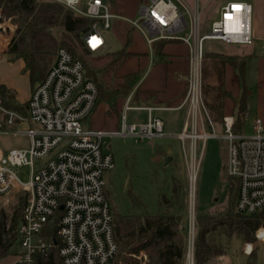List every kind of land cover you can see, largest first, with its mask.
<instances>
[{"label": "built area", "instance_id": "built-area-1", "mask_svg": "<svg viewBox=\"0 0 264 264\" xmlns=\"http://www.w3.org/2000/svg\"><path fill=\"white\" fill-rule=\"evenodd\" d=\"M46 1L62 4L91 21L81 39L93 54L105 46L103 34L115 20L139 32L149 48L159 41L185 44L188 75L183 99L177 108H184L185 119L178 133L167 134L163 121L151 115L155 108L131 107L129 96L124 111H145V122L129 123L123 114L118 132L84 128L83 122L94 111L98 89L86 77L81 61L64 47L58 48L46 76L31 91L24 111L7 109L0 99V135L27 140V145L21 148L0 150V204L14 189L25 194L16 231L21 264H36L38 257L47 256L51 245L46 240V232L53 225L61 264H108L116 256L118 248L104 179L105 173L114 168L107 142L114 136L131 137L135 141L169 137L179 140L183 147L187 142L192 154L190 180L194 175L193 183L197 142L203 148L208 139L224 140L226 174L237 180L235 210L254 215L264 209V125L255 119L253 134L247 136L234 133V118L225 116L219 134L203 99L204 45L208 41L249 45L252 42L250 4L227 1L220 7L218 18L207 25L202 19L205 0L203 6L201 0H139L134 20L115 13L111 0ZM5 23L0 7V32L5 30ZM46 159L35 168V161ZM22 167L30 168L27 182L18 177V169ZM193 237V232H189L183 264H195ZM255 237L264 243L263 227L256 231ZM132 257L139 264L147 261L142 251Z\"/></svg>", "mask_w": 264, "mask_h": 264}, {"label": "trees", "instance_id": "trees-1", "mask_svg": "<svg viewBox=\"0 0 264 264\" xmlns=\"http://www.w3.org/2000/svg\"><path fill=\"white\" fill-rule=\"evenodd\" d=\"M0 7L15 25L14 34L7 47L9 61H22V71L28 76L31 91L46 76L59 47L66 48L79 59L86 77L96 84L98 97L95 108L99 103H108L126 94L137 79L136 74L117 75L119 67L130 55L127 48L132 30L128 24L115 20L111 26L122 33L123 42L120 50L98 54L88 61L86 56L93 53L84 47L81 39V35L90 26L91 21L88 19L77 16L62 5L43 0H0ZM166 42L169 41H161V44ZM224 65L223 60L221 66L216 68L214 84L207 83L209 73L203 69L204 101L206 96L212 97L211 102L206 100L205 104L211 120L219 124L223 119V101L228 95L223 81ZM230 65H233L232 61ZM239 72L242 78L243 66L239 68ZM247 95L248 90L245 86V90L243 89L236 101V115L232 128L234 133L240 134L246 119ZM13 97V94L0 84V99L3 105L7 109L24 111L26 103H15ZM227 180L229 183L227 195L230 196L231 191L233 193L230 206L216 217L208 215L196 217L193 237L195 264H207L224 255L221 246L207 238L208 233L218 231L228 241L237 236L247 245L256 239V231L264 228V209L254 215L241 214L235 210L237 180L229 176ZM181 187L175 177L171 176V197L168 200L159 199L158 211L155 214L112 213L113 234L118 250L108 264H139L132 257L139 251L146 254L145 264H183L188 235L180 219L184 212L186 196ZM128 195L132 207L140 206L136 197L130 192ZM24 205L25 194L20 191L9 211L0 212V260L9 255V249L16 242V231ZM162 205L165 206L164 211L159 209ZM55 230L56 226L53 225L46 232V240L51 246L47 256L38 257L36 264H61Z\"/></svg>", "mask_w": 264, "mask_h": 264}, {"label": "rangeland", "instance_id": "rangeland-1", "mask_svg": "<svg viewBox=\"0 0 264 264\" xmlns=\"http://www.w3.org/2000/svg\"><path fill=\"white\" fill-rule=\"evenodd\" d=\"M115 1L116 4L114 0H111V3L117 8L116 12L119 16L130 20L137 18L139 0ZM227 1H247L251 4L252 43L249 45H225V43L218 41H208L206 46L209 45L208 48L212 46L221 51L245 47V85L249 91L247 100L249 113L240 132L250 136L253 134L252 125L258 88H261L264 81L259 66V61L264 59V40L255 38L256 36H264L261 19L257 22L255 21L256 12L258 17H260L259 14H261L262 10L264 11V2L262 0H205L206 9L203 12V22L209 25L212 20L218 18L220 7ZM260 2L262 5H260ZM200 5H204L203 0L200 1ZM64 8L66 9L65 6ZM5 19L4 27L6 28L0 32V84L4 85L13 94L15 103H23L28 99L31 88L27 74L22 71V62L20 60L9 61L7 47L14 34L15 25L6 16ZM116 21L125 24V22L120 20ZM54 33L59 37L56 31ZM103 35L106 44L102 51L116 52L122 48L123 36L121 31L112 27L104 32ZM130 38L131 42L128 50H136L141 53L149 51L144 38L139 32L134 30ZM96 55H87L86 60L89 61L95 58ZM130 89L126 94L108 103H99L94 110V114L83 122V126L91 131L118 132V121L121 115L119 104L121 106L122 100H119V104L115 108L113 102L123 99L129 94ZM110 108H112L111 111L106 113L105 110ZM115 109L119 110L116 111ZM126 116L129 123H141L146 119V113L143 111L129 110L126 111ZM107 142L113 157L114 168L104 175L107 191L105 194L112 213L120 215L157 213L159 199L165 198L163 200H168L171 197V176L175 177L179 185L182 186L181 188L183 189L181 190L186 192V196H184L185 208L180 219L188 236L189 232H193V235L195 233L194 225L197 216L208 215L216 217L230 206L233 193L231 191L230 196L227 195L229 187L226 175L227 143L224 140L208 139L204 143L203 148L201 142H197V153L195 156L197 171L193 184L190 180V175L193 173L191 169L192 154L190 152V144L187 142H185L183 147L181 142L175 138L167 139L166 137L163 140L135 141L131 137L123 138L119 136L111 137ZM25 143V139L21 137L0 135V150L21 148ZM166 157H171V160L167 165H164ZM48 159L35 161V168L44 164ZM29 173V167L18 169V177L22 182L28 181ZM19 192L18 189H14L6 196L0 204V212L9 211L15 204V198ZM129 192L139 200L140 206H131ZM159 209L164 211L165 206L162 205ZM207 238L220 245L224 250L223 256L216 257L207 264H264V243L261 241L254 239L250 242L251 244H247L251 246L249 253H247L246 243H243L237 236H233L228 241L220 232L214 231L208 233ZM142 252L145 254L144 251ZM0 264H21L17 242L9 249V255L0 260Z\"/></svg>", "mask_w": 264, "mask_h": 264}, {"label": "crops", "instance_id": "crops-1", "mask_svg": "<svg viewBox=\"0 0 264 264\" xmlns=\"http://www.w3.org/2000/svg\"><path fill=\"white\" fill-rule=\"evenodd\" d=\"M262 1L264 2V0ZM244 2L250 4L247 1ZM260 5H262L261 2ZM116 9L117 8L115 7L114 8L115 13H117ZM263 12L264 11L262 10L261 14H259L260 17H258V14L256 12L255 21L257 22L261 19L262 32L264 33ZM132 32H134V30H132ZM261 36H256L255 38L257 39L261 38L262 40H264V36L263 37ZM225 45H235V44L225 43ZM208 46L209 45L206 46L205 43L204 45L205 58H204L203 69L208 71L209 73V78L206 81L209 84H214V76L216 74L215 70L217 67L221 66V61L224 60L225 65H224L223 81H224V88L228 95L223 101V117L232 116L233 118H235L236 101L240 97L243 89L245 90V86H246L245 85V65H246L245 47L239 49H233V50L225 49L224 51H221L218 48L215 49L212 46L208 48ZM148 49L149 51L147 53H141L136 50H128L127 48V51L130 53V55L125 59V61L119 67L117 71V75L125 76V75L136 74L137 79L133 82L129 94H127L123 99H118L115 102H113V106L114 108L117 107V105L119 104L118 103L119 100H122L121 106L119 104L120 110L118 109L119 112L121 113L120 120L123 114L126 116L124 107H125V102L129 96H130L129 105L131 107L155 108L151 112V115L154 117H158L163 121L165 133L173 135L181 130L182 124L185 119L184 108L181 109H177V108L182 102L183 95L186 89V81L188 75V47L181 42L170 41V42H166L165 44H161V41H159V42H155L151 48L148 47ZM104 52L107 51L101 50L96 54L98 55ZM211 53L214 55L215 54L218 55L215 56L207 55ZM230 61H232L233 65H230ZM242 66H243V73H242V78H240L239 68ZM259 66L261 68V75L262 77H264V59L259 61ZM206 100L207 102H211L212 97L206 96ZM247 100H248V95L246 99V117H248V113H249ZM26 101H24L23 103H26ZM23 103H18V104H23ZM111 109L112 108L106 109L105 112L108 113L109 111H111ZM115 110L118 111L117 109ZM133 111H137V110H133ZM93 114L94 111L92 115ZM145 118L147 119V113ZM255 119H259L264 125V81L263 84L261 85V88H258L254 120ZM120 120L118 121V127H120ZM126 120H127V116H126ZM213 124L215 127V131L220 134L222 132L221 124L215 122H213ZM240 134L242 133L240 132ZM163 139H166V137L157 138V140H163ZM167 139L170 138L167 137ZM25 141L26 143L22 145V147L27 145V140L25 139ZM246 247H247L246 252L249 253L251 246L246 245Z\"/></svg>", "mask_w": 264, "mask_h": 264}, {"label": "water", "instance_id": "water-1", "mask_svg": "<svg viewBox=\"0 0 264 264\" xmlns=\"http://www.w3.org/2000/svg\"><path fill=\"white\" fill-rule=\"evenodd\" d=\"M170 160H171V157H166V158H165V161H164V165H167V163H168ZM59 209L62 210V209H63L62 206H60Z\"/></svg>", "mask_w": 264, "mask_h": 264}, {"label": "bare ground", "instance_id": "bare-ground-1", "mask_svg": "<svg viewBox=\"0 0 264 264\" xmlns=\"http://www.w3.org/2000/svg\"><path fill=\"white\" fill-rule=\"evenodd\" d=\"M193 180H194V175H192V178H191L192 183H193ZM194 182H195V181H194Z\"/></svg>", "mask_w": 264, "mask_h": 264}]
</instances>
